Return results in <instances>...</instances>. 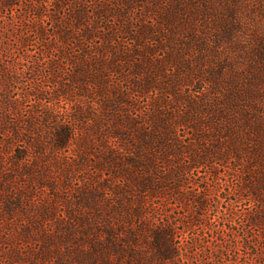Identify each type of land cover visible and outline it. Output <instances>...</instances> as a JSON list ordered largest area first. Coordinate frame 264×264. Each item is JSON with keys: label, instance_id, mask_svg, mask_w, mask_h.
Segmentation results:
<instances>
[{"label": "rangeland", "instance_id": "obj_1", "mask_svg": "<svg viewBox=\"0 0 264 264\" xmlns=\"http://www.w3.org/2000/svg\"><path fill=\"white\" fill-rule=\"evenodd\" d=\"M38 9L43 11L42 15L38 14ZM79 9L83 11L80 27L72 20ZM55 19L63 29L72 31L68 42H63L57 33ZM85 27L93 29V36H83ZM24 39H28L26 44ZM184 42L187 43L186 51ZM261 44L264 47V0H15L13 7H3L0 0V116L7 120L6 131L0 132L3 173L9 174L19 151L28 152L30 159L37 161L35 149L25 141L26 137L35 135L25 129L32 115L40 121L44 111L50 109L60 121H65L76 108H89L93 120H87L76 137L84 139L83 144L91 145L87 157L95 163L105 151L96 135L84 127L117 121L118 117L122 119L127 114L147 118L158 103L164 104L165 109L176 106L186 110L187 103L177 101L175 93L195 101L209 93L214 95L217 90L214 89L215 79L211 78L212 70L228 78L238 73L244 80L249 76L256 79V85L252 87L258 93L257 105L263 112L264 61L260 62L254 55ZM116 52H121L122 60L115 58ZM167 56L174 62L170 61L163 73L169 80H177L175 93L155 87L145 95L134 91L130 80L143 77L134 73L129 65L147 61L157 63L158 59ZM101 59L119 70L107 69V74L111 89H119L127 99L126 103L117 104L116 108L120 110L109 115L103 103L109 95L95 93L98 88L95 84L89 86L90 95L81 100L57 96L51 101V93L59 84L72 85L71 75L78 64L91 70ZM56 62L61 66L53 70L51 64ZM3 69L14 79L9 89L2 81ZM36 89L43 91L46 97L41 99L39 94H33ZM5 96L12 105L5 104ZM198 116L205 118L204 113ZM17 125L21 129L18 138L13 133ZM192 131L187 126L182 127L179 135L189 140ZM105 140L109 147L118 148V138ZM44 153L40 161L44 169L51 170L50 176L54 177L59 186L58 193L65 201H55L53 189L28 183V177L19 176L16 171L13 172L16 180L12 189L17 191L14 187L26 185L32 188L28 193L30 202L53 204L54 216L43 221L51 231H59L56 229L58 222L70 220V212L77 218L88 216L90 209L76 203V190L90 185L96 187L100 183L113 186L121 183L113 173L100 171L93 164L76 170L74 163L81 155L76 143L62 151L50 153L47 149ZM48 154L54 157L51 163ZM246 164L247 159L231 157L224 163L214 162L185 172V191L200 195L205 192L204 188L209 189L210 202L205 210H197L196 203L189 199L183 202L168 197L146 199V221L156 224L169 219L176 228L178 242L184 248L179 258L181 264H264L255 257L257 253H264L263 231L247 221V214L255 212L262 203L255 200L248 189L242 193L238 190L243 180L251 175ZM253 168L260 170L258 166ZM65 169L72 172L70 180ZM213 169L219 172L216 177ZM64 179L70 182L72 190L65 188ZM101 194L105 201H113L111 189L101 190ZM66 201L71 206H67ZM28 209L35 211L36 208L28 206ZM196 215L199 220L211 223V228L196 220L192 229L185 233L181 221H192ZM29 217L25 214L8 222L0 213V264H12L5 254L10 247L16 246L24 255L39 248L38 241L27 243L19 237ZM116 231L121 230L116 228ZM195 238L198 240L194 241ZM249 239L251 244H248ZM219 247L222 253L215 255L213 251ZM45 264L52 263L46 261Z\"/></svg>", "mask_w": 264, "mask_h": 264}, {"label": "trees", "instance_id": "obj_2", "mask_svg": "<svg viewBox=\"0 0 264 264\" xmlns=\"http://www.w3.org/2000/svg\"><path fill=\"white\" fill-rule=\"evenodd\" d=\"M1 3L3 7H13L15 0H1ZM38 14L42 15L43 11L38 9ZM72 20H75L76 26L80 27L83 24V11L77 10ZM58 23L59 21L56 24ZM57 27V33L62 37L63 42H68L72 31L63 29L59 24ZM40 31L45 34L44 30ZM82 31L85 37L93 36V29L89 27H85ZM27 42L28 39L23 40V43ZM183 45L186 51L187 43L184 42ZM115 54L117 60L120 58L122 60L121 52ZM254 55L259 57L260 62L264 61L263 44L257 46ZM126 59L130 60V58ZM99 61L91 70L78 64L71 75L72 85L59 84L51 93V101L57 96L67 97L71 101L81 100L90 95L89 86L95 84L98 87L95 93L100 96L109 95L103 101L104 107L110 112L109 115L120 110L116 108L117 104L126 103L127 99L119 89H111L107 74V69L113 72L119 70L103 59ZM170 61L174 62L167 56L158 59L157 63L147 61L129 65L133 67L134 73L143 77V79L130 80L134 91L145 95L155 87L158 90L175 93L177 80L171 81L163 73L166 66H170ZM58 66L61 65L57 62L51 64L53 70ZM176 66L177 64L174 67ZM3 72L4 87L9 89L14 79L9 73H5L4 69ZM179 73L180 71L178 72L180 76ZM249 77L244 80L241 75L234 73L228 78L221 72L212 70L211 78L215 79L214 89L217 90L214 95L209 93L199 101H195L175 93L177 101L184 100L187 103L186 110L176 106L169 110L165 109L164 104L158 103L147 118H143L142 115L127 114L121 117L122 119L118 117L117 121L114 119L94 126L87 125L84 128L96 135L95 138L101 141L105 151L95 163L87 157L91 145L83 144L84 139L76 137L81 126L83 128L87 120H93L90 118L89 108H76L71 113L70 119L65 121H60L50 109L44 111L40 121L32 115L27 120L25 129L35 135L31 138L26 137L27 139L24 136L22 138H25L30 147L35 149L34 156L37 157V161L31 160L28 152L19 151L8 171L9 174H4L3 166L0 165L2 177L0 213L8 222L29 214L30 220L21 228L19 237L27 243L38 241L40 245L37 250H32L27 255L20 252L16 246L10 247L9 251L5 252L9 262L12 264L22 262L45 264L46 261L52 264H181L179 258L184 248L178 242L176 228L169 219L156 224L146 221L144 219L147 212L146 199L168 197L181 202L189 199L196 203L197 210H205L210 202L209 189L204 188L205 192L200 195L185 191L187 179L184 174L201 165L224 163L231 157L247 159L246 168L251 175L243 180L238 190L242 193L243 190L248 189L250 195L262 203L255 212L247 214V221L252 227H261L264 238V111L262 112L258 107L256 101L258 93L252 87L256 85V79ZM33 94H39L41 99L46 97L43 91L38 92V89ZM3 101L12 105L7 96ZM199 113H204L205 118L199 117ZM6 125L7 120L0 116V132L6 131ZM186 126L193 130L189 140L179 135V130ZM20 132L18 125L13 128L16 138L20 137ZM108 137L119 139L118 148L107 145L105 138ZM75 143L79 145L81 151L80 158L74 163L76 170L77 167L93 164L100 171L107 170L113 173L121 183L114 186L111 183H100L96 187L90 185L76 190L74 193L77 198L76 203L90 209L88 216L77 218L70 212V220L59 221L56 226L59 231H51L43 221L54 216L55 207L50 202L38 205L30 202L28 193L32 188L26 185L16 186L14 188L17 191H14L12 184L15 186L16 179L13 172L16 171L19 176L26 175L28 183L50 187L54 190L55 201H65L64 196L58 193L57 182L50 176L51 170L44 169L40 157L44 156L47 149L50 153L62 151ZM48 156V162L51 163L54 157L51 154ZM253 166H258L260 170L257 171ZM65 170L67 179L70 180L72 172L70 169ZM212 173L215 177L219 174L215 169ZM63 181L65 188L73 189L69 181L65 179ZM106 189H111L112 202L105 201L101 194V190ZM66 202L67 206H71L69 201ZM28 206L36 208L35 211L29 210ZM196 220L209 228L212 226L207 220H199L196 215L192 221L191 219L181 221L184 225L183 231L188 233ZM116 228H120L121 231H116ZM251 242L252 240L248 244ZM213 253L220 254L222 249L219 247ZM255 257L264 262V253H257Z\"/></svg>", "mask_w": 264, "mask_h": 264}]
</instances>
